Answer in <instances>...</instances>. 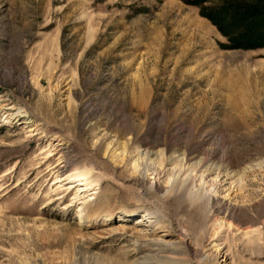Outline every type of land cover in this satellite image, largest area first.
I'll list each match as a JSON object with an SVG mask.
<instances>
[{"label":"rangeland","instance_id":"rangeland-1","mask_svg":"<svg viewBox=\"0 0 264 264\" xmlns=\"http://www.w3.org/2000/svg\"><path fill=\"white\" fill-rule=\"evenodd\" d=\"M220 3L0 0V264H264V46Z\"/></svg>","mask_w":264,"mask_h":264},{"label":"trees","instance_id":"trees-1","mask_svg":"<svg viewBox=\"0 0 264 264\" xmlns=\"http://www.w3.org/2000/svg\"><path fill=\"white\" fill-rule=\"evenodd\" d=\"M207 0H193L202 5ZM208 19L226 37L228 47L253 48L264 46V5L257 0H221L216 7L200 8Z\"/></svg>","mask_w":264,"mask_h":264},{"label":"bare ground","instance_id":"bare-ground-1","mask_svg":"<svg viewBox=\"0 0 264 264\" xmlns=\"http://www.w3.org/2000/svg\"><path fill=\"white\" fill-rule=\"evenodd\" d=\"M141 182V181H140ZM153 221V220H152ZM139 222V220H137V223ZM151 222V220H150ZM159 231H157L156 229L150 228V230H145L144 234L150 235L152 237H155V235H157ZM156 239V240H155ZM153 240H155L156 242H159L160 239L155 238ZM178 244L184 245V247L189 251L190 247L188 244V240L186 238V236L184 234L179 235L178 241L176 242H164L161 245L164 246V250L169 251V252H173L175 250H179L180 246ZM216 254L218 255V259H219V264H232L231 261H229V258L227 257V254L223 251V249L221 247L216 249Z\"/></svg>","mask_w":264,"mask_h":264}]
</instances>
